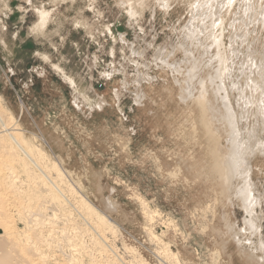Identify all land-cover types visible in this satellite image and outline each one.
I'll return each instance as SVG.
<instances>
[{"label": "rangeland", "instance_id": "rangeland-1", "mask_svg": "<svg viewBox=\"0 0 264 264\" xmlns=\"http://www.w3.org/2000/svg\"><path fill=\"white\" fill-rule=\"evenodd\" d=\"M165 1L0 0L2 105L54 177L63 175L60 189L72 204L58 208L53 247L43 248L30 245L33 228L5 204L16 242L43 256L36 264H262L264 204L254 233L236 195L243 179L224 194L206 173L196 129L201 103L228 150L231 129L213 91L220 81L211 21L224 7L215 33L232 73L224 82L239 101L251 60L262 65L264 80V0L232 7L226 0ZM206 14L208 33L196 42L187 29L200 27ZM240 129L244 140L254 132L251 178L264 198V123L251 117ZM21 174L17 184L26 189ZM31 198L16 200L35 212L42 205ZM38 199L52 217L51 198ZM44 225L39 231L49 232ZM240 232L244 248L233 238Z\"/></svg>", "mask_w": 264, "mask_h": 264}, {"label": "bare ground", "instance_id": "bare-ground-1", "mask_svg": "<svg viewBox=\"0 0 264 264\" xmlns=\"http://www.w3.org/2000/svg\"><path fill=\"white\" fill-rule=\"evenodd\" d=\"M162 1L164 2V7L168 6V3L165 0ZM235 1L236 0H226L224 6L232 7ZM251 3L252 2L248 1L249 5H251ZM223 9L224 7H220L216 19H212L211 21L210 37L214 42V47H216V57L219 61L216 75L220 83L213 89L214 96L223 107L224 111H222V120L227 122L231 129L228 150H226L225 153L222 150L221 139L214 132L216 119H207V110L201 103H199L201 111H199L196 130L199 131L200 141L205 143L204 154L207 157L206 173L217 177L221 181L224 194H229L234 185L233 182L237 178L243 179L244 184L237 190L236 195L239 197L243 208L250 216V219L246 220V223L250 225L251 229L254 230V233H257L259 230V227H257L259 220H257V216L255 219V212L256 208H259L264 204V198L259 193L255 192L251 178L253 170L250 159L255 152L253 146L255 135L253 130L249 131L248 139L244 140L241 132L242 129H240V123L243 120L249 121L251 117L256 119L257 125H259L260 121L264 123V80H262V65L251 60V64L249 65L250 75L243 80L241 83L242 86L239 87L241 93L239 101H237L236 96L235 98L232 97L230 93H232L234 89L229 91L227 87L228 83L224 82L226 75L231 78V69L228 66L225 51H223L224 43L222 38L215 33L218 27L223 26V21L220 16ZM196 10H198V7ZM209 18L210 15L206 14L201 20L200 27L195 26L192 27V29L189 27L187 29L189 33L188 37L192 35V39H196V42H198V39H200L201 36L204 37V33H208V31H206V21H208ZM192 19H194V21L197 20L196 15H194ZM196 35H198V37H196ZM214 47H210V51L214 49ZM164 64L167 63L165 62ZM210 80L212 81L211 78ZM238 85H240V81ZM186 93H188V97H190V89H186ZM205 93L207 92L203 86L201 88L200 98H202ZM258 95L260 96L259 99L256 97ZM141 99L142 95L138 97L139 103ZM240 101L244 104V107H242L244 110H240ZM253 108L256 110L254 113L252 112ZM7 116L8 115L6 114L5 108L0 99V264H36L37 261L43 258V256L39 258L38 254L34 255L33 252L26 249L28 246H23L20 242H16V239L18 238V230L13 219H10L8 208L5 204L8 203V207L12 206L13 208H17L23 221H25L29 227L33 228V236H31L32 240L30 241V238H28L29 242H31L30 245H32V241L34 240L39 243L41 247L52 245L50 243V241H52L50 240L52 238L51 236L54 234V220H52V218L56 216L58 208L67 211L72 208V204L60 189L61 183H63V175L57 171L58 180L57 177H54L55 175H53V172H56V170L52 172L46 167L41 156L27 143L23 134L20 133L19 128L16 124H13V121L8 119ZM19 168L20 172L18 171ZM21 173H23L26 180L29 181L28 185L33 184L29 185V187L31 186L29 191L27 190V188H29L28 185L26 186V189H24V186H18L17 184L21 180L19 177V174ZM47 195L51 198L52 208L54 210L52 217L42 214L41 209L46 203L43 200L38 199L39 196L44 199ZM13 197L15 199H13ZM20 197H23L24 199L28 198L31 204L35 202V200L31 198L34 197L37 199V202L41 203L42 207L33 212L31 211V208L22 206L24 199H22L23 201L21 203H18L17 200ZM11 201H13V204L10 203ZM154 213L155 212L148 209L147 215L150 221H154ZM84 220L87 221L85 218ZM44 224L50 226L49 232L45 231L48 233H43L42 230V232L39 231L45 226ZM231 228L230 230L233 231V228ZM35 231L36 233H33ZM233 238L240 248L245 247L241 232L234 234ZM97 240L104 244L102 238H97ZM39 245H37V247ZM261 247L262 250H264L263 244ZM37 256L39 260L36 261L35 257ZM71 259L69 257V261H71ZM67 261L64 260V262ZM257 263L263 264L264 257H259Z\"/></svg>", "mask_w": 264, "mask_h": 264}]
</instances>
